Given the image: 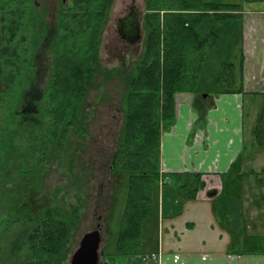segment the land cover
<instances>
[{
	"label": "trees",
	"instance_id": "obj_1",
	"mask_svg": "<svg viewBox=\"0 0 264 264\" xmlns=\"http://www.w3.org/2000/svg\"><path fill=\"white\" fill-rule=\"evenodd\" d=\"M143 2L144 37L137 59L127 71L112 67L104 72L106 76H122L123 80V119L111 169L115 187L126 183L127 188L114 248L107 251L105 247L103 252L119 259L118 263L143 253L145 222L154 218L159 222L168 216L163 208L157 215L163 185L174 183L173 194L180 204L193 201L205 186L199 172L160 170L161 135L175 122L176 95L191 94L198 108V102H203L202 94L212 99L224 93H247L243 88L245 55L223 28L226 19L239 16V4L219 0ZM112 3L113 0H66L59 6L49 80L43 88L44 95L36 103L32 99L37 114L34 120H26L28 126L24 127L26 121L19 111L24 99V71L26 77L33 74L29 65L38 39L32 33L16 37L22 18L28 16L31 20L27 19V23L35 27L36 16L32 0H0V174L8 156L16 164L20 157L25 160L30 140L36 141L30 145L39 151L36 159L44 162L62 148L72 125L84 132L79 116L86 107L73 102H82L96 85L93 77L101 71L97 53L100 32ZM26 131L28 142L18 145L15 139L25 136ZM35 165L40 168L39 163ZM5 183L9 181L0 182V186ZM206 193L212 195L213 190ZM115 197L114 191L109 218ZM29 203L23 209H9L10 216L0 230V264H12L16 259L18 264H62L70 251L69 225L64 218L54 216L51 204L41 212H30ZM74 208L69 214L71 225L79 219V207ZM181 212L182 208L172 216ZM241 244L242 252H264V237H246Z\"/></svg>",
	"mask_w": 264,
	"mask_h": 264
},
{
	"label": "rangeland",
	"instance_id": "obj_2",
	"mask_svg": "<svg viewBox=\"0 0 264 264\" xmlns=\"http://www.w3.org/2000/svg\"><path fill=\"white\" fill-rule=\"evenodd\" d=\"M37 2L38 7L46 11L48 19L52 13L53 3L56 0H34ZM59 2L61 0H58ZM57 1V3H58ZM228 3H237L241 8V12L237 18H231L225 20L223 28L228 34L232 44L237 42V48L242 45L241 34L246 35L247 40L244 42L249 51L250 57L254 61V64L262 65L256 67V71L250 76L256 79V83H260L264 86V0H219ZM57 5H55L56 7ZM131 8H134L138 15L140 27L142 31V38L138 42L129 43L121 39L118 29L121 20L130 12ZM55 9V8H54ZM51 12V13H50ZM143 14H144V2L143 0H113L110 9L104 19L103 27L101 28L99 44H98V59L101 66V71H98L93 79L96 85L90 88L86 93L82 102L76 101L77 106H85V112L80 117V125L83 124V131H79L77 126L72 125L70 130L65 134L61 149H57L58 152L50 155L47 161H40L36 159L39 155V151L33 149L36 141L30 140L29 147L26 150L25 160L23 157L17 159L16 164L13 158L10 156L4 161L5 170L1 171L0 182L8 180L9 183H5L4 187L0 186V230L2 226H5L6 219L10 216L9 209L22 208L27 205L28 202L31 211L41 212L43 207L50 205L53 207V214L55 217L64 218L70 230V251L67 259L62 264H69L72 253L78 247V243L82 235L90 230H93L97 223L101 224V236H102V249L106 247L107 251H112L115 245L116 234L120 225V218L124 207L125 195H126V183H118L117 187L115 174L111 169L112 157L117 147L118 139L120 136V129L123 119V112L121 109L123 99V80L122 76L111 74L106 76L104 74L106 69L112 67L120 68L123 71H127L129 67L137 59L144 37L143 30ZM27 21V20H25ZM245 28V31L243 32ZM28 31L20 32L17 35V39L20 35H25ZM28 40V39H27ZM247 58V57H246ZM255 75V76H254ZM244 80H248V76H243ZM191 94L181 93L176 95L177 103H187L191 100L189 97ZM203 103L201 108H197L198 111L208 109L213 102L212 99H208L206 94H202ZM240 110L242 115V136L244 139V149L242 158H246L245 167L241 164H236L235 170L248 169V167L258 166L264 161V92L259 94L245 93L240 104ZM1 112V108H0ZM228 117H232L233 113L228 108ZM235 114V112H234ZM258 119V120H256ZM228 129L225 130V135L228 140L232 141L228 143L227 148H232L235 143L237 133L234 130V122ZM24 126V124H23ZM28 125L25 124L24 127ZM255 126L254 129H251ZM22 131V126L20 127ZM257 130V132H256ZM18 131V129H17ZM43 135L46 131H40ZM41 134V135H42ZM29 133L26 131L25 136L22 138H16L15 141L19 144L27 143ZM53 144H56L53 142ZM59 146V145H57ZM22 147V145H21ZM23 149V147H22ZM37 149V148H36ZM38 150V149H37ZM258 156L255 161H249L248 157ZM39 163L40 168H35V164ZM18 166L16 169L15 166ZM34 165V166H33ZM33 166V170L29 167ZM32 168V167H31ZM258 170V168H256ZM237 172V171H236ZM7 173V174H6ZM7 175V177H4ZM231 176L235 175L232 173ZM225 180V179H224ZM233 185H237L235 179H231ZM255 178L250 177L249 183V198L255 195L251 194L255 191ZM12 181V182H11ZM173 182H169L163 185V201L164 209L166 205L173 201ZM115 191V204L111 217L110 215V203L111 197ZM172 193H171V192ZM57 192V195L54 193ZM230 192L227 191L226 186L222 189V194L218 197L216 203H225L226 198L230 196ZM237 192V191H236ZM1 193L3 194L1 198ZM256 194V193H255ZM36 196L37 199L34 197ZM206 196L207 193H206ZM180 201H177V203ZM176 202L171 204L173 207V214L183 207H187V203L183 202L177 205ZM195 206L196 204H191ZM189 206L188 207H193ZM75 207V208H74ZM77 216L79 217L76 225H71L70 211L72 208L77 209ZM181 207V208H180ZM198 213L200 216H195L194 211L183 210L181 213L174 216L173 225L176 229V234L173 235L170 229V221L160 220L157 218L154 220H148L143 225L142 237H144V245L149 248H153L157 241L159 246L166 248L169 242L165 241L166 237H179L175 246L187 247L193 251L211 250L213 244L220 245L223 240L230 239V237H215V232L211 227V220L207 214V206L197 204ZM57 208V210H56ZM180 208V209H179ZM161 203L158 207L157 215L161 213ZM156 210V208H155ZM195 210V209H193ZM190 215L189 216V212ZM166 212V211H165ZM211 215V214H210ZM250 220L258 222V218L255 216V211L251 209L249 212ZM186 220L194 221L191 227L190 223ZM213 222H219L221 224V218L216 216L212 219ZM175 221V222H174ZM264 223V220L262 221ZM216 227L225 233V227L220 229L219 224H215ZM109 228V229H108ZM195 228V229H194ZM194 229V230H193ZM217 231V229H216ZM256 232L264 234V224L262 227H257ZM171 235V236H170ZM5 238V237H4ZM232 243V240H230ZM152 246V247H151ZM157 245L155 246V248ZM214 249V248H213ZM0 250V256H1ZM116 260L112 256L103 255L100 258L99 264H114ZM119 261V259H117ZM116 261V262H117ZM5 262V261H3ZM118 263V262H117ZM12 264H18V260H14Z\"/></svg>",
	"mask_w": 264,
	"mask_h": 264
},
{
	"label": "crops",
	"instance_id": "obj_3",
	"mask_svg": "<svg viewBox=\"0 0 264 264\" xmlns=\"http://www.w3.org/2000/svg\"><path fill=\"white\" fill-rule=\"evenodd\" d=\"M243 36L241 45L242 52L245 55L243 76H248V80H244V91L254 95L263 93L264 86L256 83V77L252 78L250 76L256 71V67L260 68L262 62L254 64L250 57L249 47L246 44L244 45V42L248 41L247 37L244 34ZM244 96L243 93L219 94L213 97L210 107L202 111H198L199 109L197 110L193 105L192 95H189L191 100L187 103H177L176 101L175 122L169 131L162 133L160 141V170L162 172L189 171L201 173V179L205 186L203 189L198 190L196 198L189 201L188 204L189 206H193L191 204L207 206L211 227L216 234L215 237H218V240H215L217 243L220 237H230V239L226 238L220 245L213 244L214 249L211 250L193 251L183 247L184 245L175 246L179 237H166L165 241L170 243L166 248H161L157 241L156 248V245H153L152 250L151 248L147 250L148 247L144 246L142 254L129 257L120 263L115 261L114 264H264V252H242L243 246L241 244L246 237H264L261 232H256L257 227H262L264 224L262 223L264 220V161L258 166L235 170V172L231 171V167L236 164L245 167L246 158H242L245 155L242 153L244 139L242 136V115L239 106ZM228 108L233 113L232 117H228ZM231 120L234 122L233 127L237 137L232 148H227L228 143L232 141L228 140L227 143L228 138L225 135V130L232 124ZM254 128L255 126L251 129ZM257 157L254 155V157L248 158L251 162L252 159V161H255ZM232 173L237 175L231 176ZM250 177L255 178L254 182L256 184L254 193H251L255 195L252 198H249L248 179ZM233 178L237 185H233L234 183L231 180ZM223 186L224 188L226 186L228 192L230 190L232 192L226 198V202L219 205L216 201L222 194ZM208 190H213V194L206 196ZM159 199L164 209L163 196ZM172 199L173 201L166 205L167 209H164V211H167L168 215L166 220L171 222L169 224L171 233L175 235L176 229L172 222L174 217L172 216L173 207L171 204L173 203V206H175L174 202L177 203L178 200L174 194ZM188 204L186 208H182V211L191 209L196 217L200 216L197 211L198 207L194 208L196 205L188 207ZM177 205H180L179 202ZM251 209L255 211V216L258 218L257 223L252 219L250 220L249 212L251 213ZM188 213L189 216L192 215L190 211ZM216 216L221 218V224L213 222L212 219ZM186 222L193 227V220H186ZM215 224H219L220 229L224 226L226 234L221 232ZM230 240H232V243Z\"/></svg>",
	"mask_w": 264,
	"mask_h": 264
},
{
	"label": "flooded vegetation",
	"instance_id": "obj_4",
	"mask_svg": "<svg viewBox=\"0 0 264 264\" xmlns=\"http://www.w3.org/2000/svg\"><path fill=\"white\" fill-rule=\"evenodd\" d=\"M56 0V2L53 3L52 13L50 14V19H48V14L46 11L42 10L41 7H38L37 2L32 0L33 6H34V15L36 16V24L35 27H32L30 24L31 22L25 21L27 19L31 20L28 16H25L22 18V20L19 22V33L28 31L29 33H32L35 35V37L38 39V44L36 45V48L34 50L33 56H32V63L29 65V69L31 71L32 76L27 77L29 79H26V69L24 71V99L19 105V111L22 114V117L24 120H34L36 113L34 100L36 99L35 103L39 98H41L44 95L43 88L45 87V83L49 80V75L51 72V66H52V43L54 41L55 35L58 31V26L56 25V16L58 13L59 6H63L66 4V0H61L60 2ZM55 5H57L55 7ZM55 8V9H54ZM28 20V21H29ZM25 37V36H24ZM28 39V38H27ZM25 40V39H24ZM24 40H22V44H24ZM29 40V39H28ZM198 107L201 108L202 104L201 102H198ZM33 106V107H32ZM26 124L27 121L25 122ZM1 175V174H0ZM4 177H6L4 175ZM99 225L100 232L102 230L101 224L97 223L95 228ZM94 228V229H95ZM102 233V232H101Z\"/></svg>",
	"mask_w": 264,
	"mask_h": 264
},
{
	"label": "water",
	"instance_id": "obj_5",
	"mask_svg": "<svg viewBox=\"0 0 264 264\" xmlns=\"http://www.w3.org/2000/svg\"><path fill=\"white\" fill-rule=\"evenodd\" d=\"M118 33L121 39L129 43L141 40L143 35L134 8H131L130 12L121 20ZM101 243L102 236L98 225L97 228L82 235L78 247L70 257L69 264H99L100 258L103 256Z\"/></svg>",
	"mask_w": 264,
	"mask_h": 264
}]
</instances>
